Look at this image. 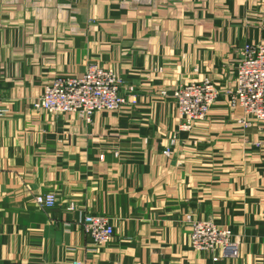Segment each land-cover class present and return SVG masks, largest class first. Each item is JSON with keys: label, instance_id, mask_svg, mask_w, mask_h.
Wrapping results in <instances>:
<instances>
[{"label": "crops", "instance_id": "0c3cea01", "mask_svg": "<svg viewBox=\"0 0 264 264\" xmlns=\"http://www.w3.org/2000/svg\"><path fill=\"white\" fill-rule=\"evenodd\" d=\"M246 44L264 46V0H0V264H264V128L227 93ZM91 63L137 105L91 124L34 108ZM206 80L209 117L178 133L173 92ZM88 214L115 227L96 252ZM191 218L230 229L239 258L196 251Z\"/></svg>", "mask_w": 264, "mask_h": 264}, {"label": "built area", "instance_id": "2783aa9c", "mask_svg": "<svg viewBox=\"0 0 264 264\" xmlns=\"http://www.w3.org/2000/svg\"><path fill=\"white\" fill-rule=\"evenodd\" d=\"M241 55L234 86L227 93L233 106L240 107L254 124L264 128V46L246 44ZM123 88L124 82L114 69L91 63L81 77L54 78L45 86L34 108L48 114H75L85 124H91L97 113L118 112L129 105H137V97L123 95ZM219 95L209 80L179 86L171 96L181 118L178 133H189L199 122L206 121ZM163 96L167 94L163 93ZM252 122L244 124L251 126ZM171 154L170 150L165 151V155ZM36 204L42 209H52L57 204V197L54 193L39 195ZM68 210H76L75 204ZM190 222L191 244L196 251L213 256L220 251L225 257L239 258L240 242L230 229L221 230L209 220L191 218ZM81 227L90 238L94 252L108 246L115 236V227L105 216L88 214Z\"/></svg>", "mask_w": 264, "mask_h": 264}, {"label": "rangeland", "instance_id": "374dc122", "mask_svg": "<svg viewBox=\"0 0 264 264\" xmlns=\"http://www.w3.org/2000/svg\"><path fill=\"white\" fill-rule=\"evenodd\" d=\"M96 64H98V63H96ZM101 66H103V65H101ZM84 74H85V73H84ZM84 74H83V75H84ZM83 75H82V76H83ZM61 76H68V75H61ZM76 77H77V76H76ZM78 77H81V76H78Z\"/></svg>", "mask_w": 264, "mask_h": 264}]
</instances>
